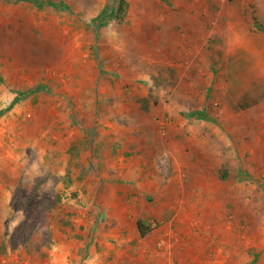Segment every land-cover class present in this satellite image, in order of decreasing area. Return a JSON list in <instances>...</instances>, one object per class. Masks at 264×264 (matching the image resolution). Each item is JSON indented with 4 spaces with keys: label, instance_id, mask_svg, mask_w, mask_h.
<instances>
[{
    "label": "rangeland",
    "instance_id": "obj_1",
    "mask_svg": "<svg viewBox=\"0 0 264 264\" xmlns=\"http://www.w3.org/2000/svg\"><path fill=\"white\" fill-rule=\"evenodd\" d=\"M229 3L0 0V264H264V111L226 89Z\"/></svg>",
    "mask_w": 264,
    "mask_h": 264
},
{
    "label": "crops",
    "instance_id": "obj_2",
    "mask_svg": "<svg viewBox=\"0 0 264 264\" xmlns=\"http://www.w3.org/2000/svg\"><path fill=\"white\" fill-rule=\"evenodd\" d=\"M251 4H253L252 0H234L224 10L228 20L229 32L225 51L224 76L228 79L226 89L229 94L236 92L239 94H257L256 99L260 102L258 105L264 111V107H262L264 105V97H262L264 95V58L259 61H252V55L257 53L252 47L253 39L242 36L245 35L246 31L245 9ZM248 41L251 42L250 45ZM247 46L252 48L248 49ZM259 52L262 54V51ZM210 53L213 54L212 49Z\"/></svg>",
    "mask_w": 264,
    "mask_h": 264
},
{
    "label": "trees",
    "instance_id": "obj_3",
    "mask_svg": "<svg viewBox=\"0 0 264 264\" xmlns=\"http://www.w3.org/2000/svg\"><path fill=\"white\" fill-rule=\"evenodd\" d=\"M28 1H30V0H28ZM228 1L232 2L234 0H228ZM32 2H35V0H32ZM46 4H49L50 6L57 7V8H59V6H61L60 3H54V2H49V1L46 2ZM122 4H123V2H122ZM122 7H123V5H122ZM110 16H111V13L110 12H106L104 15L99 17L98 24L102 25L103 19L107 18L104 21V23H103L105 25L108 22ZM253 22H254V25H255L256 29L258 31L264 33V29H262L261 25L257 22V20L253 19ZM94 26H98V25L96 23H94ZM240 175H241V173L239 174V176ZM136 226H137V230L139 232L140 237L144 238L147 235H149L150 233H152L154 230H156L157 223H155V222L154 223H150L147 220L140 219V220H138Z\"/></svg>",
    "mask_w": 264,
    "mask_h": 264
}]
</instances>
